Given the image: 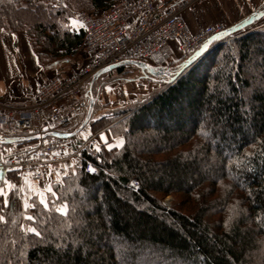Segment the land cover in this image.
Listing matches in <instances>:
<instances>
[{"label": "trees", "instance_id": "obj_1", "mask_svg": "<svg viewBox=\"0 0 264 264\" xmlns=\"http://www.w3.org/2000/svg\"><path fill=\"white\" fill-rule=\"evenodd\" d=\"M113 1L0 0V30L25 32L39 63H64L83 41L69 27L73 13ZM223 41L123 111L111 126L121 146L83 150L71 161L78 169L52 184L47 208L36 197L25 208L17 187L8 189L0 264H264V28ZM167 196L185 212L165 208Z\"/></svg>", "mask_w": 264, "mask_h": 264}, {"label": "built area", "instance_id": "obj_2", "mask_svg": "<svg viewBox=\"0 0 264 264\" xmlns=\"http://www.w3.org/2000/svg\"><path fill=\"white\" fill-rule=\"evenodd\" d=\"M200 0H114L96 13L80 12L75 19L82 26L80 48L83 65L72 75L41 84L36 102L25 116L10 114L0 124V135L7 132L34 133L65 131L80 119L86 108L85 85L102 69L126 61H138L154 69L170 70L174 43L181 55H191L213 35L224 31L214 24L191 32L184 13ZM65 128V129H64ZM87 142L76 138H45L26 151L0 163V170H15L20 178L43 179L46 169L67 161H78ZM84 163L85 173L92 175ZM136 190L135 180L129 186Z\"/></svg>", "mask_w": 264, "mask_h": 264}, {"label": "rangeland", "instance_id": "obj_3", "mask_svg": "<svg viewBox=\"0 0 264 264\" xmlns=\"http://www.w3.org/2000/svg\"><path fill=\"white\" fill-rule=\"evenodd\" d=\"M57 2H59L60 0H56ZM203 0H200L197 4H195L193 7L197 6L199 3H201ZM208 1V0H207ZM235 3V4H234ZM208 5H209V11H211V16L212 19L214 20L215 23L214 24H222L225 27H231L230 22L231 19H228L227 16L225 15L224 12L227 13V11L229 12L230 9L235 8V7H240L238 5V0L237 3L235 1L232 0H210L208 1ZM231 5V6H230ZM264 7V5L258 7L257 9L254 10L258 11L260 8ZM220 9V10H219ZM222 10L224 12H222ZM244 10V9H243ZM84 12L87 11L86 9L83 10H79L75 13H73V15L71 16L70 20H69V27L75 31H81V25L79 24V22L75 19L76 14L80 13V12ZM231 12V11H230ZM253 12V11H252ZM249 16L246 15V17ZM244 17V18H246ZM25 18V17H23ZM243 18V19H244ZM241 19V21L243 20ZM75 21V23H73ZM217 21V22H216ZM239 21V22H241ZM261 21V20H259ZM257 21L256 23H254L255 25H252L251 27L244 29V31L239 32V33H244L250 30H255L258 29L261 25L262 22ZM238 22V23H239ZM237 24V23H236ZM226 27V28H228ZM260 29V28H259ZM0 32H4L10 35H14V36H18L20 34L24 35L27 43L29 44L30 48L32 49L31 45H30V41L28 36L26 35L25 32L23 31H19L16 33H10L8 31H4V30H0ZM173 49H174V56L173 59L170 62V70L169 73L171 74V77L174 75H177L180 72V69L182 67L183 64L186 63L187 58L189 57V55H181L179 53V51L177 50L175 44H172ZM32 51L34 52L35 56L37 57L36 52L32 49ZM42 60V58H41ZM83 56L81 53V50H78L74 56H72V58H70L68 61L66 62H61V63H39L42 66L43 72H42V83L49 80H54V79H61L64 78L66 76H70L72 75L75 71H77L82 65H83ZM124 70L123 73L121 75H116V74H108V75H101L95 82L94 86L91 88V97L94 99V107H93V113H92V117L91 119H98L95 123L94 128H92V126H90V128L92 129V133L90 132L88 134V132H84V134H81L79 132L78 134V139H80L81 141H85L87 142V138H89L90 134H93L94 132H96V130L100 129V128H104V127H108L107 130V136L106 139L109 143H111L113 145V147H115V145L122 141V138L120 136H116V132L118 131V129H111V126L114 125L117 121H118V117L119 115H121V113H123V111H129L130 109L135 108L136 104H138L139 102L148 99L150 96L157 94L160 90H162L167 84H168V79L165 78L164 80H162L160 77L156 78L153 77L149 74H147L146 72H143L141 70H139L138 68L132 66V65H124ZM41 84L39 85V87L41 86ZM156 85L155 88L152 89V87L150 85ZM87 90H89V86L88 89L86 88L84 93L87 92ZM36 102V101H35ZM35 104V103H34ZM87 111V107L81 117V119H77L75 121V124H70L69 127H67L65 129V131H73L75 130L82 122L85 114ZM91 119L89 120V122H91ZM88 122V123H89ZM3 123V122H2ZM0 123V124H2ZM22 132H7L4 135H0L2 137H12V135H17L20 134ZM92 136V135H91ZM87 137V138H85ZM90 140V139H88ZM39 144L38 142H31L25 145H22V143H14V144H9L10 146H8L7 148H1L0 150V163H2L4 160H6L9 157H12L14 154L16 153H20L21 148L28 150L29 148L33 147L34 145ZM1 145V144H0ZM103 146H105L104 142L100 140V136H97L96 138H94L91 142H89L85 149H88L93 155H95L96 153H100V151H102L104 148ZM89 147V148H88ZM96 147L100 148V151L97 152L96 151ZM117 148V147H116ZM24 150V151H26ZM73 166L68 167V168H64L63 170H61L60 172H58L57 174H59L57 177V181H59V179L61 178L62 175L64 174H68V173H74L78 168L77 166L70 162ZM56 173V172H55ZM62 173V174H61ZM7 175L13 177L12 181L7 179ZM17 177V183L15 184L14 182V177ZM22 178H20L17 174V172L15 170H10V171H5V170H0V188H3L5 192L8 191V189H12L14 186L17 187L18 191H19V184ZM44 180V177L42 180L40 181H32L30 182V184L32 185V187H34V189H37L38 192H40L38 195H41V197L43 196V198L46 199V196L48 195H43L45 193H42V189L40 187V183H42V181ZM4 181H8V184H5ZM133 181V180H132ZM52 186V185H51ZM39 189H41L39 191ZM19 196H20V192H19ZM45 196V197H44ZM40 198L36 197L37 200L40 201ZM177 197H172V196H167L163 199H161V203L162 205L167 208V209H171V208H176L182 212H185L184 207L182 206H178V202H177ZM24 206V204H22Z\"/></svg>", "mask_w": 264, "mask_h": 264}, {"label": "crops", "instance_id": "obj_4", "mask_svg": "<svg viewBox=\"0 0 264 264\" xmlns=\"http://www.w3.org/2000/svg\"><path fill=\"white\" fill-rule=\"evenodd\" d=\"M208 1L203 0L197 6L189 8L184 13V21L191 32H198L204 27L215 23L212 17H210L211 11L208 10ZM232 1L237 3V0ZM238 5L240 7L232 8L227 13L222 10L228 19L232 18V22H230L232 23L230 24L231 26L236 23L238 24L248 13L249 16L254 13L255 9L264 5V0H238ZM259 22H262L259 28H264V17ZM42 72V66L39 64L37 57L27 43L24 35L20 34L19 37H16L0 32V123L5 121L10 114H16L18 116H25L27 114L28 110L36 101V93L43 80ZM150 86L153 89L156 85ZM97 120L96 118L91 119V122L80 133L84 134V132H88L89 134L92 131L90 128L91 124L96 123ZM107 130L108 127H104L90 134L89 138H87L88 143L97 136H100L101 132L107 136ZM78 134L79 132L76 135L77 139ZM78 141L84 143L86 140L81 141L78 139ZM21 150L24 151L26 149L21 148ZM70 162L67 161L46 169L44 180L40 183L42 193H45L43 195L46 196L50 193L46 191L47 186L56 182L57 177H59L57 173L64 168H68L71 164ZM32 181L29 176L22 177L20 181L19 192L22 204L28 203L32 197H41V195H38L40 192L30 184Z\"/></svg>", "mask_w": 264, "mask_h": 264}, {"label": "water", "instance_id": "obj_5", "mask_svg": "<svg viewBox=\"0 0 264 264\" xmlns=\"http://www.w3.org/2000/svg\"><path fill=\"white\" fill-rule=\"evenodd\" d=\"M262 17H264V10L263 11H256L254 13H252L250 16H248L247 18H245L244 20H242L240 23L232 25L231 27L225 29L224 31L217 33L215 35H213L212 37H210L203 45L200 46V48L195 51L191 57L186 61V66H190L192 65L197 59L203 57L205 54H207L210 50L209 47L216 42H223L224 39H227L228 37L252 26L255 22L259 21ZM122 65H132L136 68H138L139 70L146 72L147 74L153 76V77H160L162 80H164L165 78L168 79V84H173L177 77V75H174L171 77V74L169 73V71H165L162 69H154L152 67H149L147 64L143 63V62H138V61H126L123 63H119V64H115V65H111L107 68L102 69L99 73L95 74L90 83H89V90L86 93L87 99H88V103H87V111L86 114L83 118V121L81 122V124L73 131L71 132H58V131H54V130H49L47 128H44L42 130V132L39 133H30L27 136H23V137H2L0 136V144L1 145H9V144H14V143H20V142H32V141H38V140H42L48 137H54V138H63V139H70L72 137H74L78 132H80L89 122V120L92 117V113H93V107H94V99L91 97V87L93 85V83L101 76L104 75L108 72H110L111 70L122 66Z\"/></svg>", "mask_w": 264, "mask_h": 264}, {"label": "snow or ice", "instance_id": "obj_6", "mask_svg": "<svg viewBox=\"0 0 264 264\" xmlns=\"http://www.w3.org/2000/svg\"><path fill=\"white\" fill-rule=\"evenodd\" d=\"M73 23H75V21H74ZM85 138H87V137H85ZM100 140L104 142V144L106 145V147L108 148L109 151L112 150L113 145L107 141L106 136H105V134H104L103 132L100 133ZM121 144H122V141L118 142V143L115 145V147L118 148V147L121 146ZM96 151L99 152V151H100V148H99V147H96ZM88 171L91 173V172H94L95 169L92 168V167H89V168H88ZM57 175H59V174H57ZM4 183H5V184H8V181H4ZM46 191H47V192H50V193L52 194L53 197H55V196L57 195L56 192H55V190H54V188H53L51 185H48V186H47ZM0 197H5V199H4V206H5V207H8L9 204H10V200L7 198V193L4 191L3 188H0ZM40 204H41L42 206H44L45 208L48 207L47 200H46L45 198H43V196H42L41 199H40ZM24 207L27 208V207H28V204L25 203V204H24ZM56 211H57L58 213H60V214H65V213H66V206H64V207H59V208L56 209ZM0 219H3V218L0 217ZM25 219L32 220V219H34V218L31 217V216H25ZM20 227H21L22 229H25V226H24V225H20ZM25 230H26V232H28V233H33V234H35V235H39V233L37 232V230L34 229V228L28 227V228H26Z\"/></svg>", "mask_w": 264, "mask_h": 264}, {"label": "bare ground", "instance_id": "obj_7", "mask_svg": "<svg viewBox=\"0 0 264 264\" xmlns=\"http://www.w3.org/2000/svg\"><path fill=\"white\" fill-rule=\"evenodd\" d=\"M225 27V26H224ZM229 28V27H228ZM224 29H227L226 27ZM87 103H88V99H86V106H87ZM86 109V108H85ZM81 119V118H80ZM83 121V120H82Z\"/></svg>", "mask_w": 264, "mask_h": 264}]
</instances>
